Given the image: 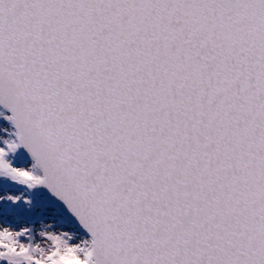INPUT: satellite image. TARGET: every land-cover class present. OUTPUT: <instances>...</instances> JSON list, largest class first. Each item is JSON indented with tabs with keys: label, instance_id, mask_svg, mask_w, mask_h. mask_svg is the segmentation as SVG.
I'll return each instance as SVG.
<instances>
[{
	"label": "snow or ice",
	"instance_id": "snow-or-ice-1",
	"mask_svg": "<svg viewBox=\"0 0 264 264\" xmlns=\"http://www.w3.org/2000/svg\"><path fill=\"white\" fill-rule=\"evenodd\" d=\"M0 264H264V0H0Z\"/></svg>",
	"mask_w": 264,
	"mask_h": 264
}]
</instances>
